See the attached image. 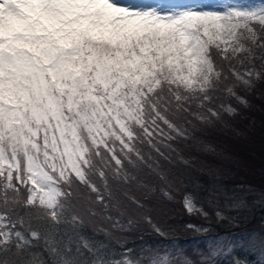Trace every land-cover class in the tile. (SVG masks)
Listing matches in <instances>:
<instances>
[{"label": "snow or ice", "instance_id": "1", "mask_svg": "<svg viewBox=\"0 0 264 264\" xmlns=\"http://www.w3.org/2000/svg\"><path fill=\"white\" fill-rule=\"evenodd\" d=\"M205 4L0 0V264H218L216 251L134 256L85 234L115 240L137 212L165 236L142 166L173 201L180 177L163 149L252 107L240 93L264 81V3ZM133 182L147 189L144 202L123 192L135 209L118 195ZM207 203L213 212L182 200L189 214L232 222L217 199ZM257 235L250 247L264 255Z\"/></svg>", "mask_w": 264, "mask_h": 264}, {"label": "trees", "instance_id": "2", "mask_svg": "<svg viewBox=\"0 0 264 264\" xmlns=\"http://www.w3.org/2000/svg\"><path fill=\"white\" fill-rule=\"evenodd\" d=\"M260 34L264 36V32ZM240 94L247 96L252 107L242 110L241 115L236 116L235 119L228 120L226 117L227 126L220 124L197 132L198 139L195 142L175 141L173 142L175 152L163 149L172 159V164L162 162L164 168L180 177V181H177L180 192L175 194L173 201H168L162 196L155 175L150 169L142 166L139 179L149 186L157 187V191L151 194L148 203L155 208L151 213L153 223L166 232L165 236L154 232L143 220L142 214L137 212H132L134 222L131 227H126L123 232L113 230L115 240L109 239L103 233L95 234L91 229L86 230L85 234L109 244L118 252L134 249V256L140 255L142 250L145 254L158 251L161 255L168 251L172 255L183 253L190 258L207 259L211 251L207 248L200 249V246L205 245L203 240L207 242L211 236L230 235L235 232L234 228L240 225H249L251 231L255 228V223L260 224L264 219L262 218L263 201L249 206L246 220L243 219L244 208L239 210L225 208L227 205L230 207L233 201H239L240 194L245 192L247 186L258 191V194H264V81L257 83L252 94L244 92ZM205 145H209L210 150L205 151ZM153 155L155 156V153ZM180 157L190 159L192 163L186 165ZM124 191H127L129 196L144 202L147 189L133 182L118 192L120 198L130 208L135 209V205L123 195ZM185 194H191L194 203L198 207L203 205L209 212H213V208L208 206V199L210 197L217 199L218 210L224 216L232 218V222L218 221L215 215L211 220H205L196 213H187L182 204ZM189 224L196 225L197 228L199 226L200 229H190L187 227ZM103 226L107 227V225ZM202 228L205 229L201 231ZM117 241L123 244V248ZM211 259L218 264H229L219 255Z\"/></svg>", "mask_w": 264, "mask_h": 264}, {"label": "rangeland", "instance_id": "3", "mask_svg": "<svg viewBox=\"0 0 264 264\" xmlns=\"http://www.w3.org/2000/svg\"><path fill=\"white\" fill-rule=\"evenodd\" d=\"M148 3H155L157 0H146ZM162 2L166 3H181V4H187L189 6L197 5V6H203L205 3L211 2L213 4V7H219L220 5L226 4V3H246L247 5H257L264 3V0H162ZM204 7L209 8L211 7L210 4H205ZM261 35V34H260ZM239 201H244L245 203L241 208H244L245 214L243 216V219H247L246 217L249 214V206L253 203H262L264 202V194L260 193L258 194V191L249 188V186L246 187L245 192L240 194ZM232 205V204H231ZM227 205L225 208L230 209ZM239 210V209H238ZM222 213V212H221ZM223 215V213H222ZM264 218V215L262 216ZM258 221V220H257ZM248 226V227H246ZM254 229L249 231V225H240L237 226L234 233L230 235H222V236H214L207 239V242H205V245L200 246V249L204 250L205 248L208 249V251H218L220 254V258L230 261L232 256H238L240 258H248L253 260V264H256V262L264 261V255L261 254V250L258 246L256 247H250V241H255L259 239V233H264V219H262L260 224L255 223ZM200 229V227L198 226ZM205 228H202L204 230ZM229 249H231V253H229Z\"/></svg>", "mask_w": 264, "mask_h": 264}]
</instances>
